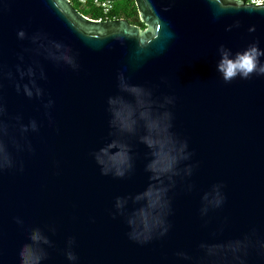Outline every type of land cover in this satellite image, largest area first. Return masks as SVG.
<instances>
[{
    "label": "water",
    "instance_id": "water-1",
    "mask_svg": "<svg viewBox=\"0 0 264 264\" xmlns=\"http://www.w3.org/2000/svg\"><path fill=\"white\" fill-rule=\"evenodd\" d=\"M135 2L0 0V264H264V5Z\"/></svg>",
    "mask_w": 264,
    "mask_h": 264
},
{
    "label": "clouds",
    "instance_id": "clouds-1",
    "mask_svg": "<svg viewBox=\"0 0 264 264\" xmlns=\"http://www.w3.org/2000/svg\"><path fill=\"white\" fill-rule=\"evenodd\" d=\"M256 4L264 3L262 0H253ZM228 30H231V26ZM249 31H255V28H250ZM19 37L24 36V32L18 33ZM220 60L217 64V71L221 73L223 80L231 82L237 76L242 79H248L253 73L264 75V64L260 58L264 56V50H261L257 44H252L242 52H237L234 56L232 52L223 45L219 48ZM31 95V93H28ZM33 128L35 124L33 123ZM122 175L123 173H119ZM69 259H75V256L69 253Z\"/></svg>",
    "mask_w": 264,
    "mask_h": 264
},
{
    "label": "trees",
    "instance_id": "trees-1",
    "mask_svg": "<svg viewBox=\"0 0 264 264\" xmlns=\"http://www.w3.org/2000/svg\"><path fill=\"white\" fill-rule=\"evenodd\" d=\"M69 1L72 6L83 16L96 21H113L119 19L128 20L132 25L145 30V25L139 19V12L135 0H98L100 2L110 1L112 8L109 11L98 5L97 0H86L81 2Z\"/></svg>",
    "mask_w": 264,
    "mask_h": 264
},
{
    "label": "built area",
    "instance_id": "built-area-1",
    "mask_svg": "<svg viewBox=\"0 0 264 264\" xmlns=\"http://www.w3.org/2000/svg\"><path fill=\"white\" fill-rule=\"evenodd\" d=\"M69 1H71V0H69ZM79 1L85 2L86 0H79ZM100 1L97 0L96 2L99 3L98 5H101L105 9V11H109L112 8V4L110 3V1H103V2H100ZM241 1H244L246 3H251L254 5H258L256 3H254L253 0H241ZM259 5H264V3H261ZM100 21H102V20H100Z\"/></svg>",
    "mask_w": 264,
    "mask_h": 264
},
{
    "label": "rangeland",
    "instance_id": "rangeland-1",
    "mask_svg": "<svg viewBox=\"0 0 264 264\" xmlns=\"http://www.w3.org/2000/svg\"><path fill=\"white\" fill-rule=\"evenodd\" d=\"M73 2H77V1H74V0H72Z\"/></svg>",
    "mask_w": 264,
    "mask_h": 264
},
{
    "label": "snow or ice",
    "instance_id": "snow-or-ice-1",
    "mask_svg": "<svg viewBox=\"0 0 264 264\" xmlns=\"http://www.w3.org/2000/svg\"><path fill=\"white\" fill-rule=\"evenodd\" d=\"M262 2H264V0H262Z\"/></svg>",
    "mask_w": 264,
    "mask_h": 264
}]
</instances>
